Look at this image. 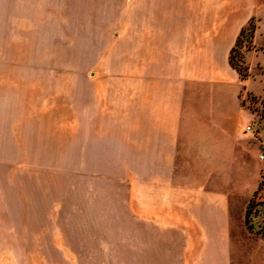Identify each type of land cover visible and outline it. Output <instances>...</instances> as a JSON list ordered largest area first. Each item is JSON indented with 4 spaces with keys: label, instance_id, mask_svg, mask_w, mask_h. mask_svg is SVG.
Instances as JSON below:
<instances>
[{
    "label": "rangeland",
    "instance_id": "1",
    "mask_svg": "<svg viewBox=\"0 0 264 264\" xmlns=\"http://www.w3.org/2000/svg\"><path fill=\"white\" fill-rule=\"evenodd\" d=\"M201 3L0 0V182L12 172L14 181L35 185L30 264L191 263L178 231L141 222L138 191L130 185L147 167L141 87L161 84L164 74L166 81H180L190 50L198 56L220 33V57L225 37L234 33L184 31V24L211 19L186 14ZM254 8L252 43L240 48L249 75L236 84L242 118L227 175L233 264H264V238L256 231L264 232V161L258 157L264 148V0ZM245 125L252 132H243ZM185 177L194 182V175ZM255 190V203L262 204L252 208L249 231L244 212Z\"/></svg>",
    "mask_w": 264,
    "mask_h": 264
},
{
    "label": "crops",
    "instance_id": "2",
    "mask_svg": "<svg viewBox=\"0 0 264 264\" xmlns=\"http://www.w3.org/2000/svg\"><path fill=\"white\" fill-rule=\"evenodd\" d=\"M256 5L257 0H203L201 7L189 10L186 14L211 19L184 24V31L234 32L225 37L222 54L217 48L224 36L212 34L198 56L189 51L187 72L181 80L175 77L180 81L174 76L166 81L164 74L161 84L156 80L140 89V127L146 128L141 130V156L147 167L130 189L138 191L141 222L182 235L185 252L192 256L188 264H233L227 175L236 157L242 113L236 87L241 80L228 55ZM4 157L0 137V180ZM186 175H194V182ZM6 177L0 182V264H30L29 256L36 254L35 185L14 181L12 172Z\"/></svg>",
    "mask_w": 264,
    "mask_h": 264
},
{
    "label": "trees",
    "instance_id": "3",
    "mask_svg": "<svg viewBox=\"0 0 264 264\" xmlns=\"http://www.w3.org/2000/svg\"><path fill=\"white\" fill-rule=\"evenodd\" d=\"M255 31V24H254V18L251 17L247 24L243 26L239 34L235 40L234 45L231 47L228 55V62L229 65L237 72L239 79L246 80L248 78V70L249 66L246 64L243 52L240 50L242 47L243 42L245 41V47H249L252 43L253 34ZM258 190V189H257ZM257 190L254 191L252 197L248 201L245 212H244V224L247 230L251 231L254 228V224L251 222L250 214L252 211V208L256 205L262 204V202H256L254 200V197L256 196ZM258 233L262 235L264 238V232L260 229H256Z\"/></svg>",
    "mask_w": 264,
    "mask_h": 264
},
{
    "label": "built area",
    "instance_id": "4",
    "mask_svg": "<svg viewBox=\"0 0 264 264\" xmlns=\"http://www.w3.org/2000/svg\"><path fill=\"white\" fill-rule=\"evenodd\" d=\"M242 130L243 132H252V128L250 125L243 126ZM258 157L260 160L264 161V148L259 151Z\"/></svg>",
    "mask_w": 264,
    "mask_h": 264
}]
</instances>
